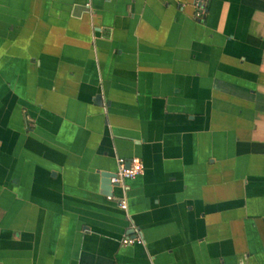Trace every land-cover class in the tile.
Instances as JSON below:
<instances>
[{"label":"crops","instance_id":"crops-1","mask_svg":"<svg viewBox=\"0 0 264 264\" xmlns=\"http://www.w3.org/2000/svg\"><path fill=\"white\" fill-rule=\"evenodd\" d=\"M0 264H264V0H0Z\"/></svg>","mask_w":264,"mask_h":264},{"label":"built area","instance_id":"built-area-1","mask_svg":"<svg viewBox=\"0 0 264 264\" xmlns=\"http://www.w3.org/2000/svg\"><path fill=\"white\" fill-rule=\"evenodd\" d=\"M201 16L200 13H196V17ZM128 163V166H127ZM144 167L139 158H131L129 160L119 159L118 160V170L114 174V177L110 180L112 185H119L125 180H132L143 174ZM119 208L126 211L127 206L124 200L119 202ZM134 243H141L137 239L125 238L122 240L123 245H132Z\"/></svg>","mask_w":264,"mask_h":264},{"label":"water","instance_id":"water-1","mask_svg":"<svg viewBox=\"0 0 264 264\" xmlns=\"http://www.w3.org/2000/svg\"><path fill=\"white\" fill-rule=\"evenodd\" d=\"M96 103L98 105L101 104L99 97L96 98ZM127 166H128V163H127ZM101 177H102V189L104 190V195L111 196L112 188L117 186V185H112L110 183V180L114 177V175L109 174V173H103Z\"/></svg>","mask_w":264,"mask_h":264}]
</instances>
